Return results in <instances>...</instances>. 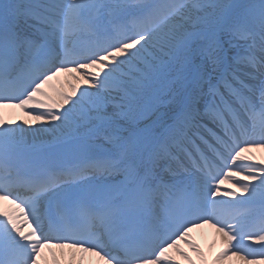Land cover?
Listing matches in <instances>:
<instances>
[{
    "label": "snow or ice",
    "instance_id": "snow-or-ice-1",
    "mask_svg": "<svg viewBox=\"0 0 264 264\" xmlns=\"http://www.w3.org/2000/svg\"><path fill=\"white\" fill-rule=\"evenodd\" d=\"M205 227L264 264V0H0V264H208Z\"/></svg>",
    "mask_w": 264,
    "mask_h": 264
},
{
    "label": "bare ground",
    "instance_id": "bare-ground-1",
    "mask_svg": "<svg viewBox=\"0 0 264 264\" xmlns=\"http://www.w3.org/2000/svg\"><path fill=\"white\" fill-rule=\"evenodd\" d=\"M71 83H74V82L71 81ZM41 139H49V137L45 135L44 137H41ZM257 155L259 156L261 154L257 153ZM194 232L195 233L192 236L194 241L200 245L202 250L205 252L206 258L208 260V264H211L213 257L216 255V253L220 250V247H221L217 234L214 232V230L209 229L207 227L200 229V230H195ZM180 247L185 252H187L194 261H196V264H200L198 258L195 256L194 253L191 252L190 249L187 248L186 245L182 244L180 245ZM181 263L186 264V262L184 261H181Z\"/></svg>",
    "mask_w": 264,
    "mask_h": 264
}]
</instances>
